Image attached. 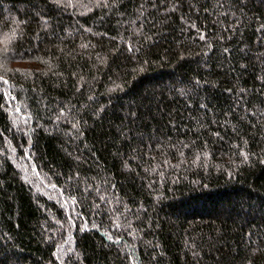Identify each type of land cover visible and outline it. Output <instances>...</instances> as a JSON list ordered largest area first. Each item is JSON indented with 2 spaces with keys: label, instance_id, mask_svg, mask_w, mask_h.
<instances>
[{
  "label": "trees",
  "instance_id": "16d2710c",
  "mask_svg": "<svg viewBox=\"0 0 264 264\" xmlns=\"http://www.w3.org/2000/svg\"><path fill=\"white\" fill-rule=\"evenodd\" d=\"M13 29L0 264H264V0H0Z\"/></svg>",
  "mask_w": 264,
  "mask_h": 264
},
{
  "label": "snow or ice",
  "instance_id": "6c2138e0",
  "mask_svg": "<svg viewBox=\"0 0 264 264\" xmlns=\"http://www.w3.org/2000/svg\"><path fill=\"white\" fill-rule=\"evenodd\" d=\"M55 3L60 4L63 2V0H54ZM69 3H71V0H68ZM204 37L201 36V39H203ZM16 39V32L15 29H13L11 31V33L9 34H3L2 36H0V45H2V47H0V52H5L7 51L8 46ZM0 79H2V77H0ZM4 83H7V81H4ZM17 111H19V109H17ZM109 239H111V236H109Z\"/></svg>",
  "mask_w": 264,
  "mask_h": 264
}]
</instances>
